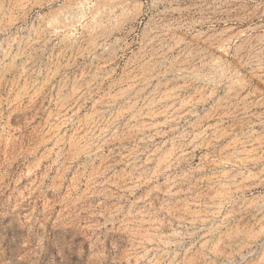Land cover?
Returning a JSON list of instances; mask_svg holds the SVG:
<instances>
[{"label":"rangeland","instance_id":"374dc122","mask_svg":"<svg viewBox=\"0 0 264 264\" xmlns=\"http://www.w3.org/2000/svg\"><path fill=\"white\" fill-rule=\"evenodd\" d=\"M73 2L0 0V264H264V0Z\"/></svg>","mask_w":264,"mask_h":264},{"label":"bare ground","instance_id":"6f19581e","mask_svg":"<svg viewBox=\"0 0 264 264\" xmlns=\"http://www.w3.org/2000/svg\"><path fill=\"white\" fill-rule=\"evenodd\" d=\"M123 2V1H122ZM120 4H123L121 3V0H74V2L69 5L68 8H70V11L71 9H81L85 6H88L90 11L93 12V15H98L99 13H101L102 11H104L105 9L109 8V7H113V6H118ZM68 5V4H67ZM67 7L63 8V10H67L68 11V8L66 9ZM68 11V13L70 12ZM74 11V10H73ZM73 11L71 13H73ZM78 11V10H76ZM66 12V11H65ZM66 12V14H68ZM70 14V13H69ZM71 15V14H70ZM63 17L64 19H67V17L65 18V15L64 16H61ZM97 17V16H96ZM115 17V16H114ZM62 18V20H63ZM72 19V18H71ZM62 23H65V22H62ZM145 69V68H144ZM148 70V69H146ZM149 71V70H148ZM184 74V73H183ZM144 79V78H143ZM144 81V80H143ZM161 86V85H160ZM132 88V87H131ZM133 89V88H132ZM75 92V91H74ZM129 93V92H128ZM75 94V93H74ZM67 103V102H66ZM65 106V105H63ZM62 108V106H61ZM140 115V114H139ZM205 216V215H204Z\"/></svg>","mask_w":264,"mask_h":264}]
</instances>
